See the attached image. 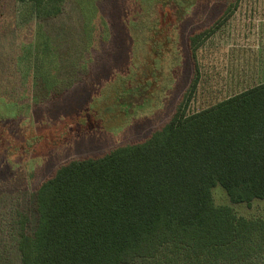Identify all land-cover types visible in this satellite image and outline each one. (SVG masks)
<instances>
[{
  "label": "rangeland",
  "instance_id": "rangeland-1",
  "mask_svg": "<svg viewBox=\"0 0 264 264\" xmlns=\"http://www.w3.org/2000/svg\"><path fill=\"white\" fill-rule=\"evenodd\" d=\"M236 2L194 58L189 36ZM194 77L190 112L264 83V0H66L44 21L0 0V264H21L20 222L35 232L44 180L146 138ZM212 194L217 206L264 219V200L232 204L219 185Z\"/></svg>",
  "mask_w": 264,
  "mask_h": 264
},
{
  "label": "trees",
  "instance_id": "trees-1",
  "mask_svg": "<svg viewBox=\"0 0 264 264\" xmlns=\"http://www.w3.org/2000/svg\"><path fill=\"white\" fill-rule=\"evenodd\" d=\"M20 1L44 21L66 0ZM237 6L189 36L194 58ZM197 82L146 138L70 160L39 185L35 232L20 222L21 264H264V219L212 194L219 185L232 204L264 200V83L190 112Z\"/></svg>",
  "mask_w": 264,
  "mask_h": 264
}]
</instances>
